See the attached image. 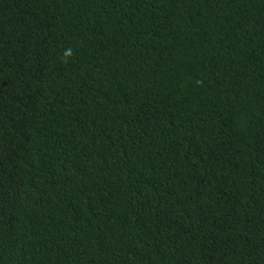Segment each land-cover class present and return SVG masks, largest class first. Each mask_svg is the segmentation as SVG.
Returning a JSON list of instances; mask_svg holds the SVG:
<instances>
[{
    "label": "trees",
    "instance_id": "trees-1",
    "mask_svg": "<svg viewBox=\"0 0 264 264\" xmlns=\"http://www.w3.org/2000/svg\"><path fill=\"white\" fill-rule=\"evenodd\" d=\"M0 264H264V0H0Z\"/></svg>",
    "mask_w": 264,
    "mask_h": 264
}]
</instances>
